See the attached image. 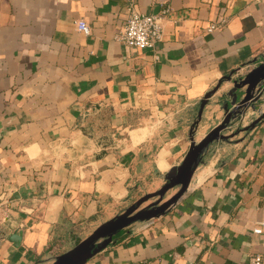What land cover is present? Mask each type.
<instances>
[{"label":"crops","instance_id":"obj_1","mask_svg":"<svg viewBox=\"0 0 264 264\" xmlns=\"http://www.w3.org/2000/svg\"><path fill=\"white\" fill-rule=\"evenodd\" d=\"M131 5L170 9L155 49L116 40ZM263 57L264 0H0V264H53L158 191ZM254 95L178 202L85 264H248L263 252L252 230L264 216V119L246 128L264 114V81Z\"/></svg>","mask_w":264,"mask_h":264},{"label":"water","instance_id":"obj_2","mask_svg":"<svg viewBox=\"0 0 264 264\" xmlns=\"http://www.w3.org/2000/svg\"><path fill=\"white\" fill-rule=\"evenodd\" d=\"M229 79H231L229 77ZM264 81V63H260L247 77L241 82H234L235 88L240 89L246 87L244 98L236 104L226 115L225 119L219 126L211 130L208 135L199 143H196L194 137L191 138L192 143L188 153L185 156L182 164L172 169L165 178V184L154 194H147L139 199L135 205L130 206L123 214H120L116 218L101 225L97 230L93 232L86 240L77 244L74 248L68 252L58 256L53 264H85L96 254L104 250L109 244L114 243L117 239L121 238L124 233V229L136 222L153 221L156 218L164 215L174 204L178 202L180 197L187 191L192 176L202 161V156L207 147L217 140H224L227 137L222 133L231 122L232 119L243 113V110L247 109L252 100H257L255 97V90L257 86ZM211 94H207L201 101L197 120L194 122L191 130L193 133L194 128L199 124L203 110L207 105V99ZM264 119L262 114L257 120H255L249 127L250 129L255 127L261 120ZM108 143H104L101 146H107ZM179 187L178 193L169 201L162 204L158 210L154 213L144 215L145 210H140L143 202L152 197H163L169 190ZM110 227H116L114 230L109 231ZM23 232L21 230L14 231L8 240L16 247H19L21 243Z\"/></svg>","mask_w":264,"mask_h":264},{"label":"built area","instance_id":"obj_3","mask_svg":"<svg viewBox=\"0 0 264 264\" xmlns=\"http://www.w3.org/2000/svg\"><path fill=\"white\" fill-rule=\"evenodd\" d=\"M169 12L170 9L166 8L161 14H143L134 5L129 6L125 12L124 26L116 35V40L129 49H155L163 39L165 20ZM223 25L224 21L211 25L208 31L219 30ZM77 26L80 32L90 34L91 27L86 22L79 21ZM260 63H264V57ZM252 231L256 235H264V216ZM248 264H264V251L251 257Z\"/></svg>","mask_w":264,"mask_h":264},{"label":"rangeland","instance_id":"obj_4","mask_svg":"<svg viewBox=\"0 0 264 264\" xmlns=\"http://www.w3.org/2000/svg\"><path fill=\"white\" fill-rule=\"evenodd\" d=\"M178 191H179V189H177V187H176V188H173V189L169 190L168 192H166L163 197H159V196L152 197V198L148 199L147 201L143 202L142 205L140 206V208L138 210H136V212H138L140 210H145L144 215L154 213L158 210V208L162 204L171 200L178 193ZM154 193H156V192H154ZM154 193H151V194H154ZM135 204L136 203H134L133 205H135Z\"/></svg>","mask_w":264,"mask_h":264},{"label":"flooded vegetation","instance_id":"obj_5","mask_svg":"<svg viewBox=\"0 0 264 264\" xmlns=\"http://www.w3.org/2000/svg\"><path fill=\"white\" fill-rule=\"evenodd\" d=\"M116 227H110L109 228V231H111V230H114Z\"/></svg>","mask_w":264,"mask_h":264}]
</instances>
